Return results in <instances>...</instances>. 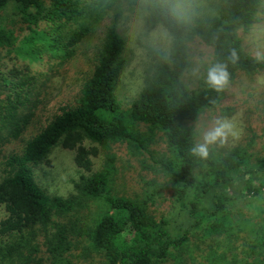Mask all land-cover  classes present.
Masks as SVG:
<instances>
[{"label": "trees", "instance_id": "obj_1", "mask_svg": "<svg viewBox=\"0 0 264 264\" xmlns=\"http://www.w3.org/2000/svg\"><path fill=\"white\" fill-rule=\"evenodd\" d=\"M179 1L138 2L146 12L147 26H164L171 42L167 50L144 45L151 69L128 113L122 110L114 92L126 64L125 42L116 27L110 25L76 105L63 107L26 142L21 153L5 158L0 178V205L4 206L6 216L0 220V236L6 239L0 241V264H43L34 254L41 244L52 251L64 252L82 242L69 234L82 237L86 249L102 253L106 264L164 261L172 249L182 250L192 228L232 236L234 228L228 209L233 201L232 183L238 179L248 193H259L264 185L261 179L264 154L255 157L249 149L237 145L221 150L219 155L209 148L208 158L203 159L191 152L197 142L190 123L223 101L239 73L264 70V60L258 61L256 55L246 52L239 35V30L245 32L251 28L262 0H217L214 13L198 17L194 22L178 14ZM8 7L29 26L30 33L22 41L28 49L31 44L41 42L70 56L85 36V28L72 30L66 36L59 34V24L74 19L79 13V6L73 0H0V10ZM41 21L51 23L52 29L39 28ZM193 43L209 51L207 69L217 63L227 64L230 80L223 91H215L206 82L196 88L184 82L183 75L192 64ZM0 46L6 50L14 48L13 31L1 22ZM233 49L239 56L235 63L228 59ZM8 115L14 114L8 111ZM135 123L147 125L150 132L162 133L169 155L154 161L169 177L174 201L186 208L185 228L149 212V202L154 201L153 196L158 192L155 184L150 185L141 199L113 193L111 170L115 158L111 154L101 169L81 175L75 183L77 192L67 197L48 195L34 180L33 164L43 160L57 143L75 149L74 162L85 170H90L91 157L97 155V148L83 145L84 138L104 147L125 143L136 153L150 154L152 136L142 135L134 127ZM197 166L204 168L206 178L197 180ZM254 181H259L257 186L253 185ZM87 200L101 202V209L105 206L106 209L86 224L72 223L68 228L58 222V217L78 212ZM256 246L253 253L261 256L259 247H264V236L257 237ZM211 255L209 263L220 264L223 254L211 251Z\"/></svg>", "mask_w": 264, "mask_h": 264}, {"label": "rangeland", "instance_id": "obj_2", "mask_svg": "<svg viewBox=\"0 0 264 264\" xmlns=\"http://www.w3.org/2000/svg\"><path fill=\"white\" fill-rule=\"evenodd\" d=\"M73 1L79 6V13L74 19L59 24V34L66 36L79 28H85L86 32L70 56L41 42L31 44L29 49L23 46L22 41L30 33L28 24L15 15L11 7L0 10V22L11 29L14 36V48L6 50L0 46V178L8 155L21 153L26 142L63 107L76 105L84 81L92 74L96 54L108 26L114 25L125 42L123 56L126 64L114 92L126 113L138 97L145 75L151 69L144 45L165 50L170 46L171 36L164 26H147L146 12L139 7V0ZM216 2L180 0L176 10L184 19L194 22L198 17L214 13ZM52 26L46 21L39 23V28L46 30H51ZM239 35L246 52L254 55L264 53V0L257 8L251 28L245 32L239 30ZM190 52L192 64L184 73L183 80L190 88H196L206 82L209 51L193 43ZM8 111L14 115L9 116ZM217 118L231 119L239 135L229 136L224 144L210 145L215 155L237 145L249 149L255 157L264 154V70L252 74L239 73L223 101L190 123L195 130L197 144L203 142L204 132L214 126ZM134 127L142 135L152 136L150 154L136 153L125 143L104 147L84 138L83 145L97 148V155L91 157L90 170H85L74 162L75 149L57 143L43 160L33 164L34 180L48 195L67 197L77 192L75 183L80 181L81 175L101 169L107 155L111 154L115 158L114 169L111 170L113 193L141 199L150 185L155 184L158 192L153 196L154 201L149 202V212L158 218L167 217L172 225L185 228L186 208L174 201L169 177L154 161L169 155L162 133L158 130L150 132L144 124L135 123ZM195 175L197 180L207 176L200 166L196 167ZM261 179L264 181V176ZM258 182L254 181L253 185L257 186ZM230 193L233 196L228 206L234 228L232 236L225 232L208 234L204 229L192 228L182 250L172 249L166 260L155 264H210L211 251L223 254L220 264H264V247H259L261 256L253 253L258 248L254 247L257 237L264 236V185L259 193H248L243 182L236 179ZM82 205L78 212L58 217V222L68 228L72 223L86 224L106 209V206L101 209L102 203L95 200L83 201ZM5 216V208L0 205V220ZM69 237L82 242L64 252L52 251L41 244L34 253L36 258L43 264H106L102 253L85 248L82 237L74 234H69ZM4 239L5 236H0V241Z\"/></svg>", "mask_w": 264, "mask_h": 264}, {"label": "clouds", "instance_id": "obj_3", "mask_svg": "<svg viewBox=\"0 0 264 264\" xmlns=\"http://www.w3.org/2000/svg\"><path fill=\"white\" fill-rule=\"evenodd\" d=\"M229 61L235 63L238 59V53L235 49L231 50L228 57ZM258 61L264 60V53H256ZM230 74L227 69V64H214L208 69L206 83L217 92L223 91L229 84ZM236 124L228 118H217L214 121V126L203 134V142L196 144L191 152L203 159L209 156V146L217 142L224 144L229 136L238 137Z\"/></svg>", "mask_w": 264, "mask_h": 264}]
</instances>
